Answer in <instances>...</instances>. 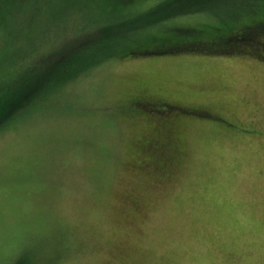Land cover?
I'll list each match as a JSON object with an SVG mask.
<instances>
[{"label":"rangeland","instance_id":"obj_1","mask_svg":"<svg viewBox=\"0 0 264 264\" xmlns=\"http://www.w3.org/2000/svg\"><path fill=\"white\" fill-rule=\"evenodd\" d=\"M156 1L0 0V121L22 111L0 123V264H264V52H133L240 0ZM140 89L213 117L135 109ZM168 126L175 167L139 168Z\"/></svg>","mask_w":264,"mask_h":264},{"label":"trees","instance_id":"obj_2","mask_svg":"<svg viewBox=\"0 0 264 264\" xmlns=\"http://www.w3.org/2000/svg\"><path fill=\"white\" fill-rule=\"evenodd\" d=\"M122 1L123 3H125V0ZM128 1L129 0H127V2ZM155 1L156 0H153V2ZM181 1L182 0H173V4H176ZM156 2H160V1H156ZM229 4H228L229 8H227L225 12L218 11L217 13L215 11L211 12L210 9L209 10L203 9L205 8L204 6H201L198 9L196 8L197 10L201 9L202 14L198 11L199 15L207 19L206 21H202V20L200 21L197 18L198 24L196 23L189 25L187 23L189 26L184 27L185 26L184 24L179 25L175 22L174 24L166 25L167 28L164 30L144 31V33H142V36L136 39L141 42L140 47L136 50L142 53L144 51L152 52L149 50H153V48H158L164 50L166 49V52H168L169 49H172L174 47L175 48L179 47V48H183V51H186L187 49L188 50L194 49L197 51L203 50L208 53L211 52V53L231 54L233 52H242L241 51L242 48H246L244 49V52L250 55H257L262 57L261 53L264 52V0H250V1L240 0L238 3L230 2ZM163 5L164 3L162 2V3H156L153 6L154 8L153 7L151 8V5L148 6V12H146L148 13V15H145L144 12L142 13L144 14V16L138 17L132 21H138V24H140L138 29L140 30L145 28L143 25L145 17L148 19L150 18V21L152 20L156 21V23L158 21L163 22L160 24L157 23L158 27L156 28L159 29L160 27L163 26L165 21H167V19L174 10L171 9L169 13L167 14L163 13L161 15V12L163 11V9L161 8L163 7ZM175 8L180 9L179 6ZM185 8L188 9V7ZM140 9H142L141 6L139 8H136L135 10L140 11ZM211 14L212 16H214L212 20L210 19L211 17L207 18V16L209 17V15ZM132 21H130L131 24L133 23ZM128 46L129 45H123L124 48ZM105 48H108V51L111 49L110 47L107 46ZM101 49H102V45H98V47L93 50V55H96L97 53H101V54L105 53V52H99ZM120 49L115 50V52L120 51ZM130 52L131 51H126L123 54ZM106 54L109 56V54L111 53H105L104 55ZM123 54L121 55L119 54V56H123ZM99 59L101 58L99 57L98 59H96V61L98 62ZM80 65L81 63L78 66H76L77 70L75 71H71V69H68V72H66L65 75L59 78V83H58L59 87L36 89L35 93L36 92L40 93V97L46 94L48 95L47 99L52 98L57 93H60V91L62 90L61 86L63 84L65 85L68 81L77 77L78 74L77 72L80 70L79 69ZM34 90L35 89H33V91ZM141 90L142 89L138 91L137 95L134 94V96L132 97L133 103L136 104L135 109L137 105L144 103L142 99L144 91ZM10 101L11 99L4 103L5 108L9 109L15 106L14 107L15 109L17 105H13V103L11 104ZM140 113H144V111L141 110ZM21 114H22L21 110H17L12 113L5 114L4 118H2L5 120H1L0 123L1 122L3 123V121L6 120L9 121L10 117L16 115L19 116ZM211 117H213V114L211 115ZM159 139L160 140L158 142H155L154 144H150V143L144 144L143 142L141 146L137 147L138 154H144V159H145V160L141 158L137 159L138 167L150 168V169H156L157 167L158 171L155 170H151V171L152 173L153 171H155L158 174L160 172H164V169L166 167L167 171L165 172L169 173L170 169H173V167H175L176 165L175 163L177 162V153H175V151L177 150V148L179 149V147L177 146L174 147L169 143H165V142L163 143L161 142L163 139L161 138ZM169 139L170 138L168 137L166 141H168ZM148 157H150L151 161L148 159ZM31 259L32 258H30L29 263L23 262L22 264H31Z\"/></svg>","mask_w":264,"mask_h":264},{"label":"flooded vegetation","instance_id":"obj_3","mask_svg":"<svg viewBox=\"0 0 264 264\" xmlns=\"http://www.w3.org/2000/svg\"><path fill=\"white\" fill-rule=\"evenodd\" d=\"M162 50V51H161ZM177 50H182L183 51V48H179V47H174L172 49H169L168 52H171V53H174L176 52ZM133 52H137V53H141L140 51H137V50H132ZM149 51H152V52H142V53H151V54H154V53H165L166 52V49H158V48H153V50H149ZM141 53V54H142ZM143 99V102L145 103H148L149 104V108L150 110H152L153 112H157L159 110H161L162 112H159V113H163L166 115V113L168 112H172L174 113L177 118L176 119H183L185 116L186 117H193V118H202V117H207L208 114H209V111L207 110V108H203L201 106H197V105H182V104H173L172 102L170 101H166V100H161L157 97H151V98H147L146 96L142 97ZM147 112V111H146ZM195 116H193V115ZM185 120V119H183ZM200 120V119H199ZM169 127V126H168ZM156 132V133H155ZM153 132V134H158V137L160 135V137L163 139L161 142H165V143H169L170 145L172 146H176L177 144L180 143L179 139H171L173 138V134H175V130L174 128H160L159 130ZM168 134V135H167ZM170 138L168 141H166L167 138ZM175 138V137H174ZM168 144V145H169Z\"/></svg>","mask_w":264,"mask_h":264}]
</instances>
